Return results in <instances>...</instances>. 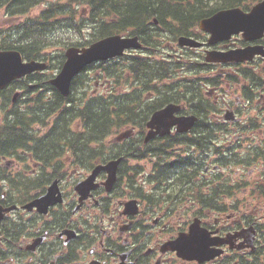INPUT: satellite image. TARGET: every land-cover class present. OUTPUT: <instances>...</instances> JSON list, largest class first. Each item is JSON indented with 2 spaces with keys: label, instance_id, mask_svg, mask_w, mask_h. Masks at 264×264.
Listing matches in <instances>:
<instances>
[{
  "label": "flooded vegetation",
  "instance_id": "1",
  "mask_svg": "<svg viewBox=\"0 0 264 264\" xmlns=\"http://www.w3.org/2000/svg\"><path fill=\"white\" fill-rule=\"evenodd\" d=\"M10 1L0 9V50L5 42L12 50V34L29 24L16 18L12 27ZM252 46L264 50V37ZM52 61H43L47 69L34 74L37 80L43 81ZM197 61L201 85L188 79L162 95L182 90L183 99L176 104L181 116L208 123L186 133L171 130L144 144L150 117L171 104L158 93L143 101L142 92L131 105L139 112L136 119L122 98L125 107L116 113L122 125L110 132L124 129L131 137L110 141L107 156L95 155L98 141L93 136L70 139L54 158L12 160L14 171L0 173V205L12 207L6 215L10 223L5 218L0 222V264H264V55L245 63H208L200 54ZM120 65L138 75L148 69L139 60L125 59ZM113 73L105 70V84ZM2 96L8 98L9 90ZM226 107L234 112L235 124L221 118ZM75 111L65 110L54 125L69 123ZM50 115V110L36 107L30 119L47 121ZM12 127L21 128L23 122ZM177 137L187 143L182 146ZM118 159L113 181L111 172L101 170L86 194L76 189L96 166ZM54 184L56 193L46 208H28ZM202 194L207 199H200ZM194 219L210 251L182 256L179 244H172L188 233ZM191 252L183 250L185 255Z\"/></svg>",
  "mask_w": 264,
  "mask_h": 264
},
{
  "label": "trees",
  "instance_id": "2",
  "mask_svg": "<svg viewBox=\"0 0 264 264\" xmlns=\"http://www.w3.org/2000/svg\"><path fill=\"white\" fill-rule=\"evenodd\" d=\"M10 0H0V4L8 2ZM61 2L51 3L48 9H45L38 19L34 20L33 34H31L23 44L32 45L28 49L29 55L27 57H35L39 54L34 47L37 41L44 40L45 35L43 33L50 31V26L47 22L59 19L61 16L67 17L71 13H77L76 7L82 9V13L86 12V19L91 27L95 30L94 39H100L113 34H122L127 36L137 35L146 46L147 40H151L155 45V49L162 45L164 42L155 43L161 38L155 35H149L152 33L153 28L150 27L152 21L156 19L158 25L165 29L170 35L174 37L177 34L184 35L191 31L195 26L196 20L207 14H210L218 9H225L230 7H241L242 9L248 10L252 5L260 0H58ZM69 8L68 12H60V8ZM190 24L187 26V22ZM39 23V24H35ZM159 28V27H158ZM157 28V30H158ZM160 30V29H159ZM38 34V35H36ZM36 39H38L36 41ZM72 43V42H71ZM75 43L73 45H77ZM34 45V46H33ZM184 58H189L184 56ZM134 59V57H131ZM191 68L189 64H182L180 68ZM178 68V67H177ZM173 69L171 64L166 65L161 62L160 67L157 70H149V67L144 75L159 74L160 76H168L169 71ZM130 71V70H129ZM131 73V71H130ZM141 78H143L141 76ZM175 78V75H174ZM164 79L161 78V82ZM192 83V82H191ZM194 84V83H193ZM173 84H165L161 88L158 86H148L145 90L150 92H157L162 94L164 90L172 86ZM196 85V84H194ZM182 93L177 89L172 94L163 95L162 100L165 102L179 103L183 96ZM103 109L106 114H111L112 111L108 104H103ZM105 113L101 114V119H96V110L94 111V123L95 128L88 125V136L94 131L97 135V139L103 138L110 131L106 130L108 124ZM132 113V112H131ZM63 134L60 132L59 135ZM4 135L8 136L10 141L20 142L26 138L23 130L11 129ZM58 139L49 140L46 145L51 148L54 147ZM12 143V144H13ZM9 144V143H8ZM44 153H48L44 152ZM200 199H207L206 196L199 195Z\"/></svg>",
  "mask_w": 264,
  "mask_h": 264
},
{
  "label": "water",
  "instance_id": "3",
  "mask_svg": "<svg viewBox=\"0 0 264 264\" xmlns=\"http://www.w3.org/2000/svg\"><path fill=\"white\" fill-rule=\"evenodd\" d=\"M200 27L211 33L210 43L227 39L232 33L241 31L243 36L249 40L252 38L253 31L258 30L261 33L264 31V0L255 5L249 12H243L240 9L220 11L212 17L202 20ZM179 42L180 45H192V41H186L185 39H180ZM129 48H140L137 37L121 39L119 36H115L94 43L88 49L69 48L66 52L68 60L55 80V82L60 83V92L64 95L68 94L72 77L86 64L122 55L123 51ZM250 53V48L230 50L224 53L211 52L208 53L207 60L214 62L241 61L251 58ZM3 54H0V84L3 83L6 77L15 79L42 68V65L34 60L22 63L18 52H7L8 55L12 54L11 57L3 56ZM179 111V106L171 104L157 112L148 125L151 128H156L157 132L161 134L167 133L174 125L178 126V131H187L194 125L196 118L192 116L177 118L174 114ZM155 134L156 132L150 133L147 140L154 137ZM192 240L203 242L204 238L193 235Z\"/></svg>",
  "mask_w": 264,
  "mask_h": 264
},
{
  "label": "rangeland",
  "instance_id": "4",
  "mask_svg": "<svg viewBox=\"0 0 264 264\" xmlns=\"http://www.w3.org/2000/svg\"><path fill=\"white\" fill-rule=\"evenodd\" d=\"M54 2H57V0H43V4L38 5V7L35 9V12L40 11V9L43 6H45L46 4L54 3ZM80 22H81L80 18H77L76 19V23L79 24ZM65 25L66 24L63 23L62 25L57 26V30L64 31V33H59L60 39H66L68 37L67 33L73 35L72 39H74V41H76V42H73V43H77V42L86 41L88 39H91L90 32L92 31V28H91L90 24L86 23L85 24L86 26L83 29L80 30L79 34H78L77 29H74V28H71V27L70 28H66ZM37 40L38 39H36V41ZM37 43L42 48L46 49V51H45L46 53L52 52L54 55L58 52L59 49H60V51L58 52V55L60 53H62L69 46V44L68 45H64L63 43H56L55 46L50 48V47H48L47 42H45L43 40L37 41ZM63 46H65V47H63ZM169 53L173 54V50L170 49ZM166 57H168V56H166ZM172 59H175V57H173ZM114 74H115V72H114ZM189 74H190L189 72H185L184 73V75H189ZM184 75H182V76H184ZM115 79H116V77L114 75L113 78H112L113 82L115 81ZM78 87H80V86H76L75 90H73V94H76V90L78 89ZM17 91H21V90L17 89ZM13 92L14 91H10V96L13 95ZM107 92H108V89H102V88L97 89L96 87H93V85H90L89 87H85V89L80 94V98L78 100H82L83 103H84L85 101L88 100V98L91 95H94V94H103V95H105ZM34 94H35V92H33V93H31L29 95V98H28L29 102L24 103L23 100H20L16 104L15 108H16L20 118L25 119L26 117L30 116L31 111L34 108H36V104H35L34 99H33ZM77 104H79V103H77ZM41 105H42V103H40V106ZM30 108H32V110H29ZM118 132H122V129L118 130ZM113 133L111 135H109L103 143H101V144L96 146L95 154H99L100 156H107V153L105 152V150L109 149V142L112 141ZM37 135H38V133L34 137H37ZM50 148L51 147H48L45 142L44 143L42 142L40 144V146H39L38 153L47 152V151L50 150Z\"/></svg>",
  "mask_w": 264,
  "mask_h": 264
},
{
  "label": "bare ground",
  "instance_id": "5",
  "mask_svg": "<svg viewBox=\"0 0 264 264\" xmlns=\"http://www.w3.org/2000/svg\"><path fill=\"white\" fill-rule=\"evenodd\" d=\"M190 24V21H188L187 22V26ZM52 31H50V32H45V33H43L44 35H45V38H44V40H46V41H48L52 46H55L56 45V43H63L64 45H66V44H69V43H71V42H73L74 41V39H72V34H69V33H67L68 34V37L66 38V39H60V36H59V33H64V31H60L59 32V30H57V32H55V33H51ZM66 33V32H65ZM149 35H155L156 37H158V38H161V39H163L164 38V34H163V31L162 30H159L157 33H150ZM176 36H179V34H177ZM147 42H148V44L146 45V49L147 48H150V50H149V52H151V51H153L154 49H155V45L152 43V41L149 39V40H147ZM118 68L119 69H121V65H119L118 66ZM100 72H102V73H105V69L104 68H101L100 69ZM84 80V78H82V79H80L79 80V82H81V81H83ZM169 106V105H168ZM125 106L123 105V104H120L119 105V107L117 108V110H116V113L118 114V112H119V110H122L123 108H124ZM167 107V106H166ZM165 107V108H166ZM165 108H163V109H165ZM163 109H161V110H163ZM181 109V108H180ZM160 110V111H161ZM159 112V111H158ZM114 114L113 115V117L111 118V119H109V118H107V121H108V124H107V126H106V130H111V129H115V128H117V127H119L120 125H122V123H121V121H122V119L117 115V114ZM157 113V112H156ZM155 113V114H156ZM77 114V112L75 111V112H72L69 116H71V118L73 119L74 117H75V115ZM155 114H153L151 117H150V119H149V121H151L152 119H153V117L155 116ZM189 117V116H188ZM192 117H195V116H192ZM18 118V119H17ZM196 118V117H195ZM197 119V118H196ZM19 120H21L22 122H23V120H22V118H20V117H15V118H11V124H14L16 121H19ZM36 120L37 121H39V124H43V123H46V121H44V120H39V119H37V117L36 116H32V119H29V121L30 122H36ZM148 121V122H149ZM147 122V123H148ZM55 123L56 124H62V120H56L55 121ZM63 123H65V124H67L68 123V121H64ZM90 125H91V127L92 128H95V125H96V123H94V122H91L90 123ZM111 127V128H110ZM148 131H151L150 129H148ZM93 136H94V138L97 140V141H99L100 139H97V135H96V133L94 132V131H92L91 132V134L87 137V139H92L93 138ZM75 138V137H74ZM74 138H71V139H74Z\"/></svg>",
  "mask_w": 264,
  "mask_h": 264
}]
</instances>
